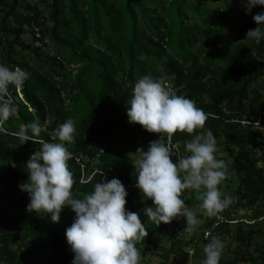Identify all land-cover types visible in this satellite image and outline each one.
I'll return each instance as SVG.
<instances>
[{"label":"trees","instance_id":"16d2710c","mask_svg":"<svg viewBox=\"0 0 264 264\" xmlns=\"http://www.w3.org/2000/svg\"><path fill=\"white\" fill-rule=\"evenodd\" d=\"M233 1L0 0V63L29 74L19 91L10 87L15 111L0 123V264L73 261L66 251V228L74 214L70 206L53 222L50 214L27 210L29 194L19 187L28 179L25 166L31 154L41 141H52L53 130L68 118L77 130L69 150L83 155L86 164L82 171L74 156L68 161L74 194L91 192L104 178L94 168L106 165L107 176L112 168L126 184L127 209L132 211L138 200L152 204L135 186L133 156L160 134L129 122L126 110L132 86L145 74L164 77L165 84L206 113L203 129L173 135L182 156L187 154L185 141L207 129L217 148L233 150L230 163L217 156L227 165L226 185L220 187L233 200L209 217L201 213L196 192L188 194L185 202L200 219L190 238L182 229L183 217L158 225L140 214L148 235L136 243L137 249L167 260L171 248L163 255L157 247L169 233L165 241L176 244V262L199 264L210 237L219 236L238 247L232 257L221 258L223 264L264 263V39H246L248 30L258 26L253 15L264 6L249 14L241 0ZM33 24L40 28L41 45L31 39ZM34 120L41 126L37 141L22 143L17 133L23 127L31 134L27 125ZM83 172L86 183H81ZM10 203H20L24 210L9 212ZM214 222L217 226L205 236L202 229ZM258 235L261 254L255 256L249 248Z\"/></svg>","mask_w":264,"mask_h":264},{"label":"clouds","instance_id":"9594fccd","mask_svg":"<svg viewBox=\"0 0 264 264\" xmlns=\"http://www.w3.org/2000/svg\"><path fill=\"white\" fill-rule=\"evenodd\" d=\"M241 4L250 14L255 6H264V0H241ZM253 19L258 26L248 30L246 39L259 43L264 39V11L254 14ZM28 75L0 63V123L15 111L10 87L19 91ZM130 92L126 108L129 122L160 134L159 139L149 142L147 150L140 147L135 152L138 154L134 162L135 186L143 199L152 200L143 209L144 214L158 225L183 217L184 231L194 233L200 219L185 202L188 194L196 192L201 213L209 217L219 214L233 200L220 187L227 165L217 158V142L211 129L185 141L186 155L182 156L178 148L176 155L171 143L178 131L193 134L203 129L206 113L194 100L166 85L164 77L145 74L135 81ZM27 128L31 134L23 127L17 133L22 143L37 141L41 132L38 120L30 122ZM76 133L74 120L68 118L53 130L52 141H41L40 148L31 154L25 166L28 179L19 183L20 189L29 194L27 210L50 214L53 222H59L63 208L70 206L74 212L71 225L66 228V251L74 257L70 264H139L136 243L148 232L140 213L126 208L128 191L123 182L113 177L97 181L93 190L82 197L73 192V173L68 161L73 156L77 163V158L83 160V155H73L68 147L74 143ZM216 226L214 222L202 231L208 236ZM68 244L72 252H68ZM224 247L221 238L211 236L204 246L202 264H220Z\"/></svg>","mask_w":264,"mask_h":264},{"label":"rangeland","instance_id":"374dc122","mask_svg":"<svg viewBox=\"0 0 264 264\" xmlns=\"http://www.w3.org/2000/svg\"><path fill=\"white\" fill-rule=\"evenodd\" d=\"M232 3L233 4H237L235 2V0ZM51 47H52V45H51ZM225 147L226 146L221 147V148H217L216 155L217 156H221V157L222 156L227 157V163H230L231 160L233 159L234 152H233V150L231 148L228 151L225 150ZM261 153H262V149L256 150V154L257 155H260ZM133 157L135 159H137L138 158V154H135ZM254 157H256V156L254 155ZM222 185L225 186L226 182L224 181L222 183ZM142 203L143 202L140 201V200L136 201L135 204H134L135 208L132 211L138 212V213H140L142 215H145L143 209L146 208L147 206H144ZM7 209H8L9 212H19V211H23L24 210V206L22 204H20V203H17V204L10 203ZM194 211H196L198 213V211L196 209H194ZM235 214H238V213L236 212ZM235 214L232 213L231 215L232 216L233 215L236 216ZM185 225H186V223H185ZM262 227H264V224H262ZM182 229H185V228H182ZM168 235H169V233H168ZM168 235L166 234L165 237H167ZM191 235H192V233L191 234L188 233L187 237L190 238ZM165 237H163L162 241L159 242V246L157 247V250L160 251V253H162L163 255H165L164 254L165 253L164 250L168 249V247L171 248L172 252L170 253L168 259L167 260H163L162 257H160L159 255H157L155 253V251H152V252H149V253L148 252H145V253L142 252L141 253V251L138 250L139 256H140L139 264H178L176 262V259L178 258V255L174 254V250L176 249V244L175 245H171L169 242L167 243L165 241ZM255 239H256L255 243L252 244V246L249 249H250V251L252 252L253 255L259 256L261 254V252L257 251L256 248L259 247V244L262 242V237L260 235H258V236H256ZM224 244H225V247L223 249V253H222V257L221 258L232 257L233 256V250H237L238 249L237 242L232 240L231 238H228V241L226 243L224 242ZM201 247H202V245H201ZM140 249H142V248H140ZM203 259L204 258L198 257V260H196V261H198L199 264H202ZM259 261H261V260H259ZM187 264H192V262L190 261ZM220 264H223V263L220 261ZM260 264H264V263H260Z\"/></svg>","mask_w":264,"mask_h":264},{"label":"built area","instance_id":"2783aa9c","mask_svg":"<svg viewBox=\"0 0 264 264\" xmlns=\"http://www.w3.org/2000/svg\"><path fill=\"white\" fill-rule=\"evenodd\" d=\"M31 30H32V33L30 35L31 36V39H36V38L38 39V40L36 39L35 45H41V40H40L41 39V32H40V28L38 26H36V24H33L32 27H31ZM26 43H30V39L29 38L26 40ZM166 85H170V83H166ZM171 143H172V146L174 148V151H175L176 155H179L178 150H177V147H176V144L173 141ZM99 157H100V154L97 155V158H99ZM77 161L81 165V168H82V171H83L84 168H85V165H86L85 162H83V160H81L80 158H77ZM97 167L98 166H96L94 168L95 172H99V173H102L103 172L104 173V178H103L102 182L104 180H110V178L116 177V173H115V171L112 168H109L111 170V175H112L111 177H109V176L106 175V171L108 170V168L106 167V165L103 168H97ZM87 180L88 179H87L86 175L83 172L82 182H86ZM123 184L126 185L124 182H123ZM208 233H209V231L206 232V234H208ZM67 250H68V252H72L71 247H70L69 244L67 245Z\"/></svg>","mask_w":264,"mask_h":264}]
</instances>
